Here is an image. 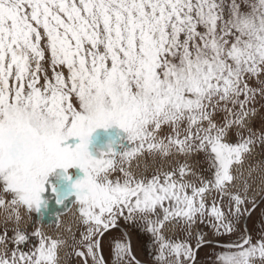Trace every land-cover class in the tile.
<instances>
[{
	"label": "snow or ice",
	"instance_id": "obj_1",
	"mask_svg": "<svg viewBox=\"0 0 264 264\" xmlns=\"http://www.w3.org/2000/svg\"><path fill=\"white\" fill-rule=\"evenodd\" d=\"M260 101L264 0H0V264H141L130 239L105 257L121 220L154 264H195L198 223L231 234L256 208ZM73 208L78 237L60 230ZM216 264H264V232Z\"/></svg>",
	"mask_w": 264,
	"mask_h": 264
},
{
	"label": "flooded vegetation",
	"instance_id": "obj_2",
	"mask_svg": "<svg viewBox=\"0 0 264 264\" xmlns=\"http://www.w3.org/2000/svg\"><path fill=\"white\" fill-rule=\"evenodd\" d=\"M257 107L259 108L260 104H258ZM260 114L261 116H264V113L261 111V109ZM255 126L257 128L261 126L260 117H257ZM97 132L101 133L100 131ZM101 134L102 137L96 139L95 143L91 146L94 151V154L96 146H102L103 141L107 138V133H105L104 130ZM249 165H252L253 167L257 168V171L253 173V176L249 180V182L252 184V190L250 192V195H254L256 198V208L252 212V214L254 213L256 215L255 222L253 226L250 227L249 220L251 216L245 217L240 221V225L238 226L237 230L241 229L242 231H247L255 239L257 236L260 235L261 232H264V185H262L261 183L262 179H264V175H262L261 171L259 170L260 166H264V146H258L255 155L250 157L244 165L243 171L245 177H247ZM201 167H203L202 162ZM204 174L207 175V172H205ZM248 207L251 208V204H248ZM74 212L75 209L73 208L71 211L61 216L62 223L60 226V230L64 231L68 226H71L72 231L76 233L78 237L80 231H82L83 229L82 226L79 225L78 221L76 220ZM22 215H24L23 210ZM245 225L246 229L244 227ZM22 226L27 227L29 232H31L35 227V225L31 223L27 215H24ZM45 230L50 233L57 231L55 226L52 224L46 225ZM164 231L169 238H186V233L180 225L167 224L165 226ZM198 232H201L205 235V239L208 241V243H206L203 247H201L198 251L195 252V264H216V256L220 252L221 248L231 242H234V240L231 239L233 233L217 235L215 231L211 227H209L208 224L205 222L198 223L192 229L193 236L191 238V242L193 243V245H195L196 243V234ZM114 237L118 239H130L133 253L136 258L141 262V264H154L155 257L157 254V247L153 243L150 234L143 231L140 226L130 222H125L123 220L119 221L118 228L113 229L104 238L103 250L106 258H108L109 246L113 242ZM31 242L35 243L36 238L32 237ZM67 264H80V260L79 258H76L74 256L69 257L67 259Z\"/></svg>",
	"mask_w": 264,
	"mask_h": 264
},
{
	"label": "rangeland",
	"instance_id": "obj_3",
	"mask_svg": "<svg viewBox=\"0 0 264 264\" xmlns=\"http://www.w3.org/2000/svg\"><path fill=\"white\" fill-rule=\"evenodd\" d=\"M259 104H264V101H260ZM261 111L264 113V108H261ZM255 214L253 213L250 217V220H249V225L250 227L253 226L254 222H255ZM242 232V230H236L235 232H233L232 236H231V239L236 241L238 236L240 235V233Z\"/></svg>",
	"mask_w": 264,
	"mask_h": 264
},
{
	"label": "trees",
	"instance_id": "obj_4",
	"mask_svg": "<svg viewBox=\"0 0 264 264\" xmlns=\"http://www.w3.org/2000/svg\"><path fill=\"white\" fill-rule=\"evenodd\" d=\"M98 131H100V132L102 133L103 130L101 129V130H98ZM101 133H98V132H97V133H96L97 135L94 134V137H96L97 139H98V138H101V137H102V134H101Z\"/></svg>",
	"mask_w": 264,
	"mask_h": 264
}]
</instances>
